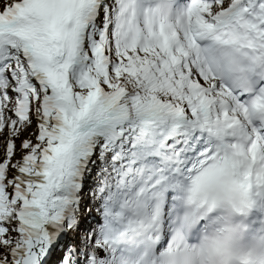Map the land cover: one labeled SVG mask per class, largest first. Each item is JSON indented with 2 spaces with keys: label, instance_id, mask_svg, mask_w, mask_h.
Masks as SVG:
<instances>
[{
  "label": "snow or ice",
  "instance_id": "1",
  "mask_svg": "<svg viewBox=\"0 0 264 264\" xmlns=\"http://www.w3.org/2000/svg\"><path fill=\"white\" fill-rule=\"evenodd\" d=\"M0 264H264V0H0Z\"/></svg>",
  "mask_w": 264,
  "mask_h": 264
}]
</instances>
